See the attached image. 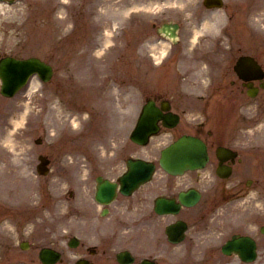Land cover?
I'll use <instances>...</instances> for the list:
<instances>
[{
    "label": "rangeland",
    "instance_id": "obj_1",
    "mask_svg": "<svg viewBox=\"0 0 264 264\" xmlns=\"http://www.w3.org/2000/svg\"><path fill=\"white\" fill-rule=\"evenodd\" d=\"M196 1L0 0V57L34 55L53 68L47 82L35 75L13 97L0 94V264H42L38 250L43 245L61 251L56 264H74L82 248L69 247L67 239L96 241L97 225L81 217V210L98 208L91 192L93 174L108 157L101 146L110 136V145L128 139L133 114L154 94L150 90L166 88L169 78L161 75L162 55H148L150 48L169 50L153 22L181 19L187 33L197 16L223 13L222 40L247 52H255L259 43L264 67V0H225L229 9L212 11H203ZM117 9L125 14L114 22ZM211 28L198 31L217 41ZM249 101L247 112L254 117L246 114L244 145L262 192L257 194L255 184L239 199L258 211L256 231L251 230L264 243L258 228L264 224V88ZM151 147L136 146V152L151 153ZM40 154L49 158L45 174L36 170ZM98 221L110 225L107 218ZM22 240L29 242L27 249L19 247ZM183 249L184 244L175 247L157 264H241L220 252L193 256ZM258 253L249 264H264V246ZM93 259V264H117L112 257Z\"/></svg>",
    "mask_w": 264,
    "mask_h": 264
},
{
    "label": "flooded vegetation",
    "instance_id": "obj_2",
    "mask_svg": "<svg viewBox=\"0 0 264 264\" xmlns=\"http://www.w3.org/2000/svg\"><path fill=\"white\" fill-rule=\"evenodd\" d=\"M223 7L229 9V4ZM226 14L229 18L232 16L229 10ZM206 19L207 14L197 16L187 33H184L182 20H175L177 39L172 41L165 36L166 42L161 41L169 47L159 52L161 75L169 78L164 82L166 88L150 90L154 94L145 100L153 102L159 117L158 130L149 142L136 145L126 138L110 145L109 141L113 140L109 138L104 143L107 147L101 146L105 151L102 155L108 157L99 162L100 168L93 174L91 192L98 208L81 210V217L97 225L96 241L92 244L79 241L82 249L77 259L93 264V257H112L121 264L117 254L126 250L133 257L131 264H142L144 258L156 263L154 258L172 256L174 248L181 244L185 245L186 253L217 255L221 244L234 234L250 235L255 241L257 257L263 248V239L251 230L257 228L258 212L252 210L250 204L247 206L248 202L236 200L255 182L251 178L254 169L247 162L244 122L247 110L252 109L249 99L257 97L263 79L255 77L258 72L244 79L234 67L240 57L247 55L263 67L259 57L262 46L256 43L255 52L242 51L241 46H233L230 39L222 40L224 35L220 28L214 33L218 35L216 41L211 33L198 31L204 28ZM152 50L150 48L149 55L156 56L155 49ZM211 98L216 101L213 105L208 103ZM194 99L199 102H190ZM131 122L133 128L135 113ZM182 135H192L202 142L207 155L205 163L201 167L169 172L159 164L160 151ZM151 143V153L136 152V146L145 149ZM130 158L153 163L149 179L127 194L121 193L117 185L113 198L101 204L95 198L97 179L118 184L126 173L135 178L137 170L126 167ZM86 197L89 199L88 195ZM98 218L109 219L110 225L104 226ZM181 229L183 235L179 242L169 240L171 236L176 238ZM27 244L29 247V242Z\"/></svg>",
    "mask_w": 264,
    "mask_h": 264
},
{
    "label": "water",
    "instance_id": "obj_3",
    "mask_svg": "<svg viewBox=\"0 0 264 264\" xmlns=\"http://www.w3.org/2000/svg\"><path fill=\"white\" fill-rule=\"evenodd\" d=\"M168 28L169 27L167 25H163L158 30L167 32ZM34 73L38 74L43 80H47L51 76L52 68L49 64L45 63L44 61H42L37 57H27V58L18 59L11 56H6L1 58L0 59L1 93L7 96L13 95L25 84L27 79ZM148 113L149 111L146 110L145 108L142 114L140 115L136 128L133 130L131 134L132 139L137 142H145L148 134L156 130L155 120L148 121L146 119L148 117L146 116L148 115ZM179 150L180 149H176V151H174L173 149L172 155H169L167 157L166 162L169 163L167 166H165L166 165L165 160L164 162L162 161L161 163L167 168H172V166L176 164L175 169H178V167L181 166L183 167L184 164L189 165L190 167H196L203 163L205 156H204V149L202 146L199 147L198 153H192L193 151L190 150L191 152L189 153L186 152L184 153V155H182L180 153L181 151ZM39 158L41 162L38 164V170L41 173H45L47 171V167L45 166V164L47 163V159L43 156H39ZM164 159H166V157ZM130 166H132L133 169H136L137 173H134L136 174L135 178H130L129 174L121 178L122 191H124L125 188L129 189L131 187L137 186L138 183L148 178L152 170V164L146 163L142 160L133 161L130 163ZM113 186L114 185H110V184L99 186L97 190V197L101 201H105V199L102 198V195L110 197L113 193ZM244 240L247 239L240 238L239 241H235L234 243L237 247H239V251H240L239 253L242 259H252L254 258L255 255L254 251L252 250L251 255L249 257H246V255H244L245 253L244 250L241 248L243 247ZM41 257L43 261L51 262L54 261L57 255L55 257L48 258V255L44 253V255Z\"/></svg>",
    "mask_w": 264,
    "mask_h": 264
},
{
    "label": "bare ground",
    "instance_id": "obj_4",
    "mask_svg": "<svg viewBox=\"0 0 264 264\" xmlns=\"http://www.w3.org/2000/svg\"><path fill=\"white\" fill-rule=\"evenodd\" d=\"M114 4H116V3H114ZM116 10V9H115ZM123 14H125V10H121V9H117V13H115V18H114V22H116V21H119V20H121L122 18L121 17H123ZM101 18H102V16H101ZM103 19V18H102ZM102 19H101V21H102ZM219 21H220V18H219V15H218V13H211L210 15H207V19H206V21L204 22V28L205 27H212V26H214V28L218 25V23H219ZM167 37L168 38H170L171 37V39L173 38L171 35H169L170 33H169V31H167ZM170 37H169V36ZM175 36V35H174Z\"/></svg>",
    "mask_w": 264,
    "mask_h": 264
}]
</instances>
